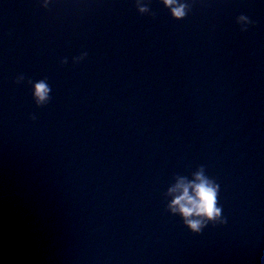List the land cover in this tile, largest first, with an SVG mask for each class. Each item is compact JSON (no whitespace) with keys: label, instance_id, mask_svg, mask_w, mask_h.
<instances>
[{"label":"water","instance_id":"obj_1","mask_svg":"<svg viewBox=\"0 0 264 264\" xmlns=\"http://www.w3.org/2000/svg\"><path fill=\"white\" fill-rule=\"evenodd\" d=\"M150 6L0 0L7 264H264V2ZM45 77L38 107L27 78ZM202 166L227 223L197 234L166 193Z\"/></svg>","mask_w":264,"mask_h":264},{"label":"clouds","instance_id":"obj_2","mask_svg":"<svg viewBox=\"0 0 264 264\" xmlns=\"http://www.w3.org/2000/svg\"><path fill=\"white\" fill-rule=\"evenodd\" d=\"M151 0H134L135 8L140 14L155 16L150 6ZM264 2V0H261ZM54 0H40L43 8H49ZM174 19L182 20L186 18L193 8V0H161ZM236 23L240 25L241 31H247L249 26L256 23L248 15L241 13L236 17ZM88 56L82 52L79 56L73 57V63H79ZM61 64L68 63V57H63ZM26 79L24 74L16 77V83H21ZM31 86L32 97L38 107L47 105L52 100V87L48 84L47 78L33 80L27 78ZM35 120V114L32 115ZM220 185L205 174L203 166L189 179L185 176H178L176 182L168 188L166 195L171 197L168 201L167 209L173 215L182 218L185 226L193 233H201L204 227L211 221L213 223H227V218L222 216L223 208L218 206V195ZM0 264H7L6 260L0 258Z\"/></svg>","mask_w":264,"mask_h":264}]
</instances>
